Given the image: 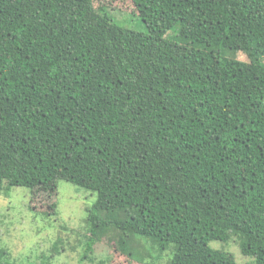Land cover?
Wrapping results in <instances>:
<instances>
[{"label": "trees", "instance_id": "16d2710c", "mask_svg": "<svg viewBox=\"0 0 264 264\" xmlns=\"http://www.w3.org/2000/svg\"><path fill=\"white\" fill-rule=\"evenodd\" d=\"M59 179L97 192L87 251L264 264V0H0V193Z\"/></svg>", "mask_w": 264, "mask_h": 264}, {"label": "rangeland", "instance_id": "374dc122", "mask_svg": "<svg viewBox=\"0 0 264 264\" xmlns=\"http://www.w3.org/2000/svg\"><path fill=\"white\" fill-rule=\"evenodd\" d=\"M107 13L123 27L149 31L144 20L131 12L109 8ZM176 33L172 30L166 36L174 38ZM225 55L248 60L242 51L228 50ZM96 199L97 192L65 179L58 180L57 188L51 185L35 192L22 186L6 189L0 193V260L5 258L14 264H100L105 259L104 264H169L172 248L164 246L163 241L138 235L128 237L137 259L118 247L114 231H109L94 250L87 251L85 220ZM232 239L235 237L227 243L215 240L211 245L233 253L239 264H253L241 253L238 240Z\"/></svg>", "mask_w": 264, "mask_h": 264}]
</instances>
